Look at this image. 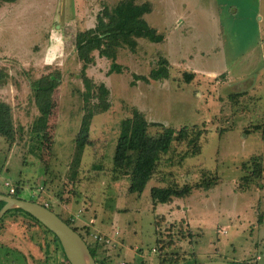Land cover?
I'll list each match as a JSON object with an SVG mask.
<instances>
[{
  "label": "rangeland",
  "instance_id": "1",
  "mask_svg": "<svg viewBox=\"0 0 264 264\" xmlns=\"http://www.w3.org/2000/svg\"><path fill=\"white\" fill-rule=\"evenodd\" d=\"M155 1L145 19L162 26L170 18L161 19L158 7L198 12L201 6L206 16L196 15L193 22L200 32H204L203 25L208 26L211 34L214 22L221 27L219 48L216 43L212 48L223 50L228 76L216 82L196 73L184 80L185 66L172 60L169 79L133 80L132 73L143 74L156 64L160 41L139 39L141 46L135 51L117 47L115 60L120 68L111 71L110 59L93 50L85 73L106 86L107 105L91 116L88 136L92 143L81 151L71 186L67 165L83 111L84 87L81 61L74 48H63L62 28L74 25V20L80 28L92 25L97 10L114 0H0V99L10 104L15 129L12 142L0 135V190H7V180L14 192L19 186L17 196L47 202L78 229L88 245L94 242L87 239L80 224L93 216L94 228L113 238V245L96 249L104 264H160L158 255L165 253L164 264L208 259L256 264V253H261L258 262L262 263L264 171L260 179L248 181L243 188L238 177L244 173L241 161L252 154L264 165V136L254 127L264 126V0ZM55 69L60 71L59 109L49 167L43 172L37 134L30 131L37 115L30 82ZM132 107L147 110L149 120L174 129L190 126L189 137L197 129L205 130L196 140L197 152H190L193 144L187 139L171 140L140 192L127 189L126 168L112 163L120 119ZM214 178L207 187H192L182 197L151 201L152 185L204 183ZM78 207L82 212L71 219ZM155 215L164 218L154 220ZM1 217L0 264H20L22 259L26 264H59L60 255L41 226L19 211L10 210ZM155 237L167 242L172 238L173 243L159 250ZM5 247L21 257L6 259Z\"/></svg>",
  "mask_w": 264,
  "mask_h": 264
},
{
  "label": "trees",
  "instance_id": "2",
  "mask_svg": "<svg viewBox=\"0 0 264 264\" xmlns=\"http://www.w3.org/2000/svg\"><path fill=\"white\" fill-rule=\"evenodd\" d=\"M155 0H114L111 6L103 4L97 10L94 16L92 25L80 28L77 25L78 20H74V25L71 23L65 24L62 28V45L63 48H74L75 56L81 61L80 78L83 84L81 98L83 102V111L80 114L78 127L73 137L74 150L67 165V182L72 186L75 182L76 173L80 162V154L86 144H91L92 139L89 138V124L91 116L106 107V95L108 90L102 82L95 83L86 73L85 66L93 59V50L97 51L99 56H104L110 59L109 70H117L120 68L116 59L117 47H128L131 50H137L140 43L137 41L150 40L161 41L164 37L162 30H159L155 25L149 23L145 19V13L154 8ZM156 64L148 69L146 73H132V79L141 78L143 80L166 78L169 75L168 61L165 56L158 54ZM193 76L192 71L182 70L181 77L184 80H189ZM60 80V71L55 69L39 74L31 80L30 89L33 102L37 109V115L31 123L30 131L37 134V157L42 165V171H46L49 167V159L52 154V146L54 143V133L57 124L59 100H58V84ZM94 101H90V99ZM255 129H261V135L264 136V126H254ZM191 127L181 125L178 128L165 126L160 122L151 121L148 119V112L145 109L132 107L129 114L120 119L119 130L115 138L112 163L113 166L122 169L126 168L128 176L127 189L130 191L140 192L152 174L155 165L161 153L167 151L170 141L176 142L187 139L193 144L191 153L197 152L199 143L196 142L198 136L205 131L197 129L193 135L189 137V129ZM0 135L9 142H12L15 137V129L12 122L10 104L0 99ZM240 168L244 171L238 177L242 188L245 187L248 181H255L262 177L264 165L260 163L259 157L256 154L250 155L247 159L242 160ZM216 181L205 180L204 183L198 181L193 183L168 184V185H152L149 188L151 201H169L173 197H182L189 193L192 187L205 186ZM15 192L10 195L17 196L19 186H15ZM0 192L9 194L7 190ZM19 197V196H17ZM39 203L43 200L31 198ZM2 201L0 200V205ZM19 211L27 218L36 222L41 226L51 237L53 249L63 258L65 264H69L65 258L57 237L52 231L46 228L41 222L34 218L28 212L20 208L8 209ZM4 212V213H5ZM3 213V215H4ZM60 216V215H59ZM61 217V216H60ZM2 217H0L1 219ZM67 224L69 220L61 217ZM157 218H164L162 215H155ZM78 232L76 227H72ZM173 243L170 238L155 237V245L158 249H162ZM88 245V244H87ZM100 245L92 243L88 248L92 256L96 255V249ZM5 258L14 259L21 255L9 247L3 248L2 253ZM158 255V262L164 264L166 255ZM12 255V256H11ZM9 256V257H8ZM11 257V258H10ZM22 263L26 264L22 259ZM96 264H104V258H95ZM167 264L168 261L166 262ZM124 264V263H123ZM195 264V263H194Z\"/></svg>",
  "mask_w": 264,
  "mask_h": 264
},
{
  "label": "crops",
  "instance_id": "3",
  "mask_svg": "<svg viewBox=\"0 0 264 264\" xmlns=\"http://www.w3.org/2000/svg\"><path fill=\"white\" fill-rule=\"evenodd\" d=\"M157 9L160 10L161 19L170 18V23L167 26L153 24L164 33L162 42L160 41L159 43L162 45L161 54L163 53L168 61V70L172 65L171 61L175 60L177 63L184 65L186 70L192 71L193 76L199 73L212 77L216 82L219 79L223 81L228 75L223 50L221 48L217 49L219 48L217 42L222 40L221 27L219 25L216 26L214 22L215 27L212 34L209 27L204 25V32L198 31L193 20L196 15L198 17L201 15L206 16V13L201 10V6L200 9L198 8L200 10L198 12L189 10L176 12L170 7L168 9L158 7ZM208 30L210 31L207 32ZM212 43H216L217 48H212ZM174 54L175 57L171 59ZM177 58L179 59L177 60ZM169 77L170 71L165 79H169ZM253 259L256 264H264V261L262 263L261 261L260 263L258 262L261 259V253H256Z\"/></svg>",
  "mask_w": 264,
  "mask_h": 264
},
{
  "label": "water",
  "instance_id": "4",
  "mask_svg": "<svg viewBox=\"0 0 264 264\" xmlns=\"http://www.w3.org/2000/svg\"><path fill=\"white\" fill-rule=\"evenodd\" d=\"M0 217L11 208H20L54 233L69 264H96L86 241L54 210L35 200L0 192ZM195 264H232L221 259H208Z\"/></svg>",
  "mask_w": 264,
  "mask_h": 264
},
{
  "label": "built area",
  "instance_id": "5",
  "mask_svg": "<svg viewBox=\"0 0 264 264\" xmlns=\"http://www.w3.org/2000/svg\"><path fill=\"white\" fill-rule=\"evenodd\" d=\"M4 185L7 186V191L8 193H12L13 190H14V187L12 186L11 183H9L7 180L4 181ZM44 205L47 206V202H43ZM82 212V208L81 207H78L77 210L73 213L71 219H75L76 217L79 216V214ZM95 222V219L93 216H89L87 218L86 221H84L82 224H80L84 230L87 231V235L86 237H90V238H87V239H90L92 240L94 243H97L101 246H106V245H113L114 243L112 242V234H108L107 233H102L100 231H98L96 228H94L93 224ZM222 232H224L225 230L222 229L221 230ZM117 231L114 230V233H116ZM85 234V233H84Z\"/></svg>",
  "mask_w": 264,
  "mask_h": 264
},
{
  "label": "flooded vegetation",
  "instance_id": "6",
  "mask_svg": "<svg viewBox=\"0 0 264 264\" xmlns=\"http://www.w3.org/2000/svg\"><path fill=\"white\" fill-rule=\"evenodd\" d=\"M58 214V213H57ZM59 215V214H58ZM94 257V259L96 258L97 259V255H95V256H93ZM59 264H65L64 263V260H63V258L60 256V258H59ZM96 262V261H95Z\"/></svg>",
  "mask_w": 264,
  "mask_h": 264
}]
</instances>
